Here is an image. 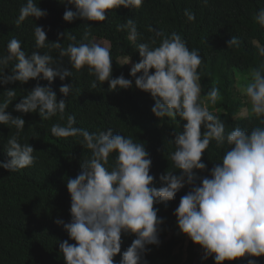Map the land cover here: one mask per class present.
Returning <instances> with one entry per match:
<instances>
[{
    "label": "clouds",
    "instance_id": "1",
    "mask_svg": "<svg viewBox=\"0 0 264 264\" xmlns=\"http://www.w3.org/2000/svg\"><path fill=\"white\" fill-rule=\"evenodd\" d=\"M66 2L74 5L75 11L66 10L64 21L80 18L102 22L106 19V10L118 7L136 10L145 0ZM46 14L36 0H26L15 23L19 27L29 17L40 19ZM184 15L189 22L195 20L190 10L186 9ZM255 20L264 27V8L257 12ZM116 30H126L127 39L139 52L141 59L131 67L129 75L135 77V87L149 93L154 100L151 112L159 120L169 118L178 127L184 122L182 130L175 131L174 140L169 141L174 146L169 159L172 168L178 171L167 170L161 174V186L157 188L153 175L149 174L152 161L143 143L136 142L132 136L114 135L111 128L90 133L75 127V116L66 113L65 100L57 101L56 93L48 86L37 85L23 95L14 111L36 112L41 121L57 116L60 121L66 120L65 124L54 123L51 134L58 138H81L78 143L91 152L81 162L80 173L67 180L70 222L55 221L63 224L69 240L75 241L70 244L65 240L59 244L65 264H114L117 254H120L119 264H148L144 259L150 250L147 246L159 245L158 229L163 223L154 205L173 200L185 185H191V190L180 199L173 215L179 232L200 246L205 260L213 257L214 264H223L245 256H264V126L253 127L251 131L236 126L226 131L220 115L209 110L223 99L221 93L217 87H212L202 98V58L198 49L188 48L179 33L155 32L150 41L137 44L141 34L134 19L117 24ZM147 30L154 31L151 26ZM61 36L65 37V33L58 34V40ZM156 37L161 38L158 46ZM34 39L36 49L58 50V57H66L72 71L61 69L58 60L48 52L27 54L22 50L21 41L13 37L7 43L6 54L0 53V85L25 84L37 77L51 84L55 77L63 81L72 76L74 69L76 72L85 70L94 77L91 89L105 81L110 91L133 87V81L123 75L112 78L111 45L90 39L87 28L79 41L68 33L70 42L66 47L59 42L46 43V32L40 26L34 27ZM239 46L237 37L227 41V48ZM258 53L264 57V46L258 45ZM129 62L130 57L126 56L121 65ZM9 65H12L10 74L5 75L4 70ZM150 69L154 70L151 74ZM137 73L142 74L137 76ZM243 80L238 91L250 105L245 112L264 125V64L254 68ZM71 91V84L59 89L63 96ZM16 98L15 89L0 94V125L16 130L5 144L10 159L0 162V168L9 172L22 170L36 161L33 147L28 142L20 143L24 119L14 118L5 111ZM212 142L217 149L227 145L228 150L209 176L201 178L199 186H195L194 170L206 168L201 157ZM113 154V162L109 164ZM122 234L134 235L135 239L121 253ZM247 264H256V261L248 259Z\"/></svg>",
    "mask_w": 264,
    "mask_h": 264
},
{
    "label": "trees",
    "instance_id": "2",
    "mask_svg": "<svg viewBox=\"0 0 264 264\" xmlns=\"http://www.w3.org/2000/svg\"><path fill=\"white\" fill-rule=\"evenodd\" d=\"M26 0H0V53L6 54L7 43L15 37L21 41L22 50L27 54L39 51L40 54L50 53L58 60L61 69L72 71L68 59L59 58L58 50L48 47L36 49L34 27L40 26L46 32V43L59 42L65 47L70 42L68 33L80 40L84 31L90 32V39H102L111 45L112 78L123 75L133 81L130 89L109 90L108 82L99 84L96 89L90 88V77L85 70L66 77L63 81L55 77L49 84L40 77L30 79L25 84L13 82L0 85V94L15 89L16 100L5 110L14 118L24 119V131L20 134V143L28 142L33 147L36 161L33 165L17 172H9L0 168V264H65L59 244L69 240L63 224L55 223L62 220L69 223L70 195L67 191V180L75 178L81 171V162L91 155L90 150L83 148L78 137L58 138L51 134L54 123L65 124L58 116L41 121L38 113H20L14 111L23 95L35 86H48L56 93L57 101L65 100L66 113L75 116V127L84 128L90 133L113 130V134L134 137L136 142L144 144L152 161L150 175L154 177V185L159 188V176L172 168L169 159L174 146L175 131L182 130L183 123L178 127L175 122L165 117L159 120L151 112L154 100L149 93L137 89L135 77L129 75L131 67L121 65L119 60L130 57L134 65L140 61L139 52L134 44L127 39V31L118 32L116 25L134 19L137 31L141 34L137 44L148 42L155 32L170 35L179 33L187 42L188 48L198 49L202 58L201 96L204 98L212 87H217L222 100L209 110L219 114L225 122L226 131L240 126L249 131L260 125L256 118L238 114L250 105L244 98H236L234 94L235 78L249 74L254 68L264 64V57L258 53V45L264 46V27L255 20L257 12L264 8V0H145L136 10L118 7L105 11L106 19L102 22L88 21L80 18L72 22L63 20L66 10L75 11V6L66 0H36L37 6L46 11L40 19L32 17L17 27L20 8ZM195 14V20L189 22L184 15L185 10ZM151 26L154 31L147 29ZM65 33L58 40V34ZM237 37L240 46L227 48V41ZM160 37H156L157 45ZM14 63V62H13ZM12 65L5 68L4 74L9 75ZM55 67V66H54ZM154 70L150 69V74ZM198 71H201L198 69ZM142 73H137V76ZM71 84L72 91L63 96L61 86ZM219 110V111H217ZM14 127L0 125V162L10 158L5 152L7 139L15 134ZM204 129L201 128L203 133ZM35 135V137H34ZM228 146L217 149L210 143L202 154L201 160L206 164L204 170H194L197 176L195 186H199L203 177L209 176L215 164L221 162ZM109 157V164L113 162ZM173 174H178L174 172ZM185 185L178 191L173 200L154 205L158 209V218L163 223L158 229L159 245H148L150 249L144 256L148 264H214L213 257L203 258V251L198 252L194 243L178 230L176 217L173 215L180 199L191 190ZM135 239L134 235H121V253ZM119 264L120 254L114 258ZM253 259L256 264H264V256L241 257L223 264H247Z\"/></svg>",
    "mask_w": 264,
    "mask_h": 264
},
{
    "label": "rangeland",
    "instance_id": "3",
    "mask_svg": "<svg viewBox=\"0 0 264 264\" xmlns=\"http://www.w3.org/2000/svg\"><path fill=\"white\" fill-rule=\"evenodd\" d=\"M94 41H96V42H100V43H104L105 42V40H102V39H97V38H95V39H93ZM123 60H124V58H121L120 60H119V62L122 64L123 63ZM130 67H132L133 66V64L131 63V62H129V63H127ZM127 64H124V65H127ZM250 74V73H249ZM249 74H247V75H245V76H240V77H236L235 78V84H234V94H235V97L236 98H242V96L240 95V93H239V91H238V88H239V86H240V84L241 83H244L245 81L243 80V77H246V76H249ZM203 98V97H202ZM247 114H246V112H245V108L238 114V116L239 117H245ZM194 246H195V249L198 251V252H200L202 249L200 248V246L199 245H196V244H194Z\"/></svg>",
    "mask_w": 264,
    "mask_h": 264
}]
</instances>
